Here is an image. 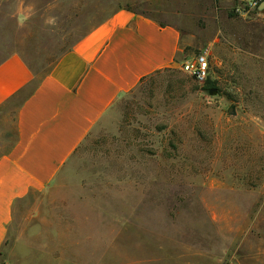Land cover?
I'll return each instance as SVG.
<instances>
[{"label":"rangeland","instance_id":"374dc122","mask_svg":"<svg viewBox=\"0 0 264 264\" xmlns=\"http://www.w3.org/2000/svg\"><path fill=\"white\" fill-rule=\"evenodd\" d=\"M17 2L37 11L22 28ZM245 4L0 0V62L19 54L38 77L120 9L186 39L177 63L121 97L48 187L16 202L0 264H264V0L239 13ZM205 50L215 94L180 68Z\"/></svg>","mask_w":264,"mask_h":264},{"label":"crops","instance_id":"0c3cea01","mask_svg":"<svg viewBox=\"0 0 264 264\" xmlns=\"http://www.w3.org/2000/svg\"><path fill=\"white\" fill-rule=\"evenodd\" d=\"M185 44L179 28L120 9L41 77L19 54L0 63V254L16 202L48 187L114 104Z\"/></svg>","mask_w":264,"mask_h":264},{"label":"built area","instance_id":"2783aa9c","mask_svg":"<svg viewBox=\"0 0 264 264\" xmlns=\"http://www.w3.org/2000/svg\"><path fill=\"white\" fill-rule=\"evenodd\" d=\"M246 2L245 7L237 9L241 14H248L252 10H255L256 7L262 3V0H244ZM209 55L210 51L205 50L194 55L191 59L184 60L180 68L189 75H191L197 82L201 85H204L207 79L209 78L210 64H209ZM206 59V68L204 67Z\"/></svg>","mask_w":264,"mask_h":264},{"label":"clouds","instance_id":"9594fccd","mask_svg":"<svg viewBox=\"0 0 264 264\" xmlns=\"http://www.w3.org/2000/svg\"><path fill=\"white\" fill-rule=\"evenodd\" d=\"M37 11L35 5L17 2L12 9V15L17 21V27L22 28L25 26L27 21L36 16ZM58 17L55 15H48L44 18V24L47 26H57ZM206 68V59L204 63Z\"/></svg>","mask_w":264,"mask_h":264},{"label":"trees","instance_id":"16d2710c","mask_svg":"<svg viewBox=\"0 0 264 264\" xmlns=\"http://www.w3.org/2000/svg\"><path fill=\"white\" fill-rule=\"evenodd\" d=\"M59 59V58H58ZM57 59V60H58ZM57 60H56V62H57ZM4 61V60H3ZM55 62V63H56ZM1 63V62H0ZM54 63V64H55ZM53 67V66H52ZM51 70V69H50ZM49 70V71H50ZM48 71V72H49ZM143 80V79H142ZM215 86V83L210 79V77L207 79V81L205 82V84L203 85V87H204V89H207V90H211L213 87Z\"/></svg>","mask_w":264,"mask_h":264},{"label":"water","instance_id":"95a60500","mask_svg":"<svg viewBox=\"0 0 264 264\" xmlns=\"http://www.w3.org/2000/svg\"><path fill=\"white\" fill-rule=\"evenodd\" d=\"M217 92V89H215V88H212L211 90H210V94H215Z\"/></svg>","mask_w":264,"mask_h":264}]
</instances>
